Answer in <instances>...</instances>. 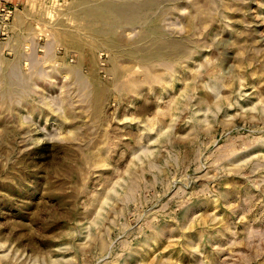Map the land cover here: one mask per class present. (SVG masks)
Instances as JSON below:
<instances>
[{
	"label": "rangeland",
	"instance_id": "1",
	"mask_svg": "<svg viewBox=\"0 0 264 264\" xmlns=\"http://www.w3.org/2000/svg\"><path fill=\"white\" fill-rule=\"evenodd\" d=\"M0 264H264V0H0Z\"/></svg>",
	"mask_w": 264,
	"mask_h": 264
}]
</instances>
